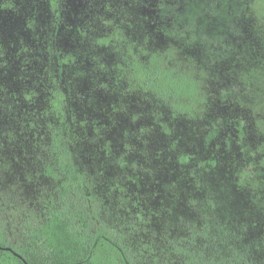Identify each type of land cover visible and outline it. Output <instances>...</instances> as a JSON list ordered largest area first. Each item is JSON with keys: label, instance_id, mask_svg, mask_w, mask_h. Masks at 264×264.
I'll return each instance as SVG.
<instances>
[{"label": "trees", "instance_id": "trees-1", "mask_svg": "<svg viewBox=\"0 0 264 264\" xmlns=\"http://www.w3.org/2000/svg\"><path fill=\"white\" fill-rule=\"evenodd\" d=\"M45 1L35 58L48 82V117L28 101V69H16L15 87L0 83V264H264V67H233L235 78L216 92L211 69L184 54L178 36L167 33V46L152 38L150 0H84L67 49L56 39L65 0ZM222 3L231 14L220 23L234 25L243 2ZM191 6L185 0L176 21L203 29L188 16ZM248 8L264 36V0ZM71 73L111 99V121L131 119L142 146L135 155L124 139L115 147L109 127L103 164L113 171L104 177L78 159ZM163 138L188 189L153 205L141 194L137 155L147 157ZM233 190L239 213L228 204Z\"/></svg>", "mask_w": 264, "mask_h": 264}, {"label": "rangeland", "instance_id": "rangeland-1", "mask_svg": "<svg viewBox=\"0 0 264 264\" xmlns=\"http://www.w3.org/2000/svg\"><path fill=\"white\" fill-rule=\"evenodd\" d=\"M223 1L192 0L194 6L189 7L188 16L192 15L191 19L196 21L200 19V25L205 28L204 30L199 26L188 30L176 21L185 7V0H150V3L146 4L144 14L148 20L146 28L158 43L163 46L169 45L164 37L170 32L178 36L184 54L195 57L201 65H205L208 74H210L208 70L211 69L212 88L216 92L228 86L230 80L235 78L230 72L233 71V67L239 69L240 66L264 67V36L256 27V20L248 8L250 0H240L243 2V7L236 16L234 15L236 22L231 26L220 23V21L227 22L231 14V10H228L229 3L223 4ZM230 3L232 7L235 6V0H230ZM83 5L84 0H65L64 20L58 29L56 39L67 49L71 46L70 41L75 34L74 27L78 22L76 16L78 18V15L84 12ZM139 10L142 13L144 11L142 7ZM184 10L187 11L186 8ZM46 16L45 0H0V83L13 88L14 79L21 75L16 69L20 68L22 74L28 69L32 73L29 77V85L33 86L31 88L35 91L28 101L40 116H46L45 86L48 82L44 78L42 60L40 58L37 60L35 54L42 45L41 36L44 31H41V22ZM215 29H222L218 36L213 34ZM179 33H182L181 36ZM72 76L74 79L72 95L76 97L72 104L74 111L72 121L77 129L78 159L89 170L104 177L103 175H109L113 171L107 163L103 164L105 150L102 147V137L105 131H109V127H111V132L109 131L111 139L117 143L115 147L122 146L120 139H124L126 145L129 144L131 155H135L141 151L142 146L132 140L131 119L122 117L111 121L109 118L111 99L99 90L91 92L93 85L81 84L73 73L70 74L71 78ZM95 124L99 127L98 132L93 129ZM177 131L181 137L187 135L184 126H178ZM131 141L135 145L130 146ZM169 142L165 138L161 142L153 141L151 147L154 150L150 155L147 157L137 155L139 172L144 177L141 194L153 205L168 197L172 198L170 196L175 194L177 189L186 186L185 181L177 179L173 164L168 163V154L164 151L167 150ZM158 149L160 151H157ZM224 174L225 170L218 168L214 172L215 181L220 182ZM232 193L228 204L235 213H239L242 209L241 198L234 190Z\"/></svg>", "mask_w": 264, "mask_h": 264}]
</instances>
